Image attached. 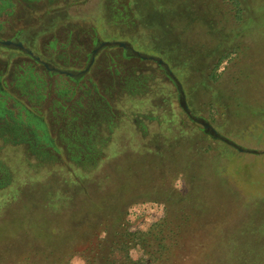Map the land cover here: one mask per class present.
Returning <instances> with one entry per match:
<instances>
[{
    "label": "rangeland",
    "instance_id": "374dc122",
    "mask_svg": "<svg viewBox=\"0 0 264 264\" xmlns=\"http://www.w3.org/2000/svg\"><path fill=\"white\" fill-rule=\"evenodd\" d=\"M47 1L25 13L6 6L0 38L65 71L85 63L83 34L134 41L144 55L176 50L177 80L121 61L118 49L71 79L0 48V116L20 126H0V264L45 259L32 220L61 216L68 229L95 209L88 199L126 215L134 233L191 213L168 264H264V0ZM115 226L109 219L92 244L91 234L64 239L58 255L66 264L106 256ZM114 254L155 264L139 248Z\"/></svg>",
    "mask_w": 264,
    "mask_h": 264
},
{
    "label": "trees",
    "instance_id": "16d2710c",
    "mask_svg": "<svg viewBox=\"0 0 264 264\" xmlns=\"http://www.w3.org/2000/svg\"><path fill=\"white\" fill-rule=\"evenodd\" d=\"M88 201L92 202L91 206L95 209L89 210L87 215L81 212V214H73L74 216L72 217L74 219H72L74 223L68 229H64L62 226L61 216H50L47 222L32 220L34 231L40 236V239H42L39 240L41 244H39L38 253L46 255L45 259H42L38 255L33 264L68 263L65 257H61L62 254H60L61 256L58 255L64 248V239H70L72 245L77 240H82V242L85 241L86 239L83 236L91 234L92 238L86 241L92 244L96 241L98 236L104 233L107 234L106 232L108 230H106V227L109 219H114L116 221V226L111 232L112 241L108 244V254L104 257L88 260V264H136L132 258L126 255L120 256L119 259L114 258V253L118 251L127 252L137 248H139L144 255L149 257L151 262L155 264H168L171 260L170 258L176 253L178 240L184 232L183 228L186 224L196 219L192 217L191 213L182 212L179 218H176V215H171V219L170 217L164 219L146 233H134L130 231L125 222L126 215L122 213L114 215L111 212L105 211L103 209L105 207L99 202H93L90 199H88ZM92 211L93 213L89 214ZM72 219L70 217L69 222L72 221ZM101 248L102 247L99 248L100 251L102 250ZM49 258H51V260H49ZM98 258H100V260Z\"/></svg>",
    "mask_w": 264,
    "mask_h": 264
},
{
    "label": "flooded vegetation",
    "instance_id": "af4514ba",
    "mask_svg": "<svg viewBox=\"0 0 264 264\" xmlns=\"http://www.w3.org/2000/svg\"><path fill=\"white\" fill-rule=\"evenodd\" d=\"M34 1L35 0H0V16L4 12V9L6 8V6H8V7L9 6H16V5L19 7L22 6L24 8L23 9L24 13H25V10L32 11ZM156 1H158V3H160V6L162 5L161 7H163V8H171L170 7L171 4L168 3L170 0L169 1H167V0H152V6L157 7V5L155 3ZM112 2L116 3V0H112V1L108 0L107 4L108 5L111 4L110 8H112V6H113ZM47 3H49V5L51 6L54 3V0H48ZM175 3H176V0H175ZM174 5L175 4H172V7ZM158 8H160V7H158ZM175 8H171V9H175ZM172 16H174V15H172ZM174 17H172V18H174ZM30 25H29V27H31ZM26 27H28V26H26ZM164 27H166L165 23H164ZM21 31H22V29L19 31V33H21ZM170 35H172L173 37L176 38V32L175 31L174 32L170 31ZM85 36L86 35L83 34V38L80 41L83 44L82 53L85 57V63L83 64V67L82 66L76 67L77 69L72 70V71H65V70H62L60 68L49 65L50 63L48 64L46 61H42V57H43L42 55L37 56L34 53V51L25 47L24 43L19 41L17 39V37H12V38H8V39L0 38V48L18 51V52L24 54V56L29 58L32 62L44 66V68L47 71H49L50 74L65 75L71 79L85 78L87 75H89L94 70V68L98 64L99 60L105 59V57L107 56V54H105V56H104L105 51L110 50V49L111 50L112 49H118L119 53H120L121 61H124L127 63V62H129L128 60H131L132 57H134V58H137L141 62H144V63H148V62L153 63L157 66V69H159L160 71H165V73L167 74V79H169L172 83L176 84V80H177L176 79V73H174V71L172 70L173 66L171 63V61L174 60V58L176 56V50H172V52L174 53L173 55H170V53H168L167 56L164 55L163 50L162 51H160V50L150 51L144 55V54H141V52L137 49V47L135 46L136 43L134 41H131V40L126 41L125 39H120V38L113 39V38H115L114 36H108V35L105 38L104 35H102L103 39H101V38L96 39L95 38V39H91V41H89ZM118 37H120V36H118ZM6 42H11V44L6 45L5 44ZM77 46H78V44H77ZM164 57L167 58V60ZM217 68H218V65L215 64L213 66V69H210L209 76H211L212 73H216ZM1 77H2V74L0 72V92L5 91L4 82H3V80H1L2 79ZM94 79H96V78L90 77L88 80L93 81ZM107 79L108 80L113 79V81L116 80V82L120 81L123 83H124V81H126L125 77H122V78L118 77L117 79L109 77ZM177 84L179 85V87H181V84L179 83V81H177ZM181 93H182V91H181ZM0 126L3 129V131L8 130V131L13 132V133H17L14 130H16L18 127L20 128V126L14 125V124L10 123L9 121H7V123H5L2 116H0ZM202 126H203V130L205 132L210 133V135H212V133H213V135L217 134L216 130L211 128L209 125L202 123Z\"/></svg>",
    "mask_w": 264,
    "mask_h": 264
},
{
    "label": "water",
    "instance_id": "95a60500",
    "mask_svg": "<svg viewBox=\"0 0 264 264\" xmlns=\"http://www.w3.org/2000/svg\"><path fill=\"white\" fill-rule=\"evenodd\" d=\"M5 44H6V45H9V44H11V42H6Z\"/></svg>",
    "mask_w": 264,
    "mask_h": 264
}]
</instances>
